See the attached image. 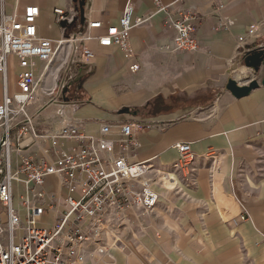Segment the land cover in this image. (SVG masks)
Listing matches in <instances>:
<instances>
[{
    "label": "crops",
    "instance_id": "1",
    "mask_svg": "<svg viewBox=\"0 0 264 264\" xmlns=\"http://www.w3.org/2000/svg\"><path fill=\"white\" fill-rule=\"evenodd\" d=\"M126 1H87L86 19L101 25L86 27L84 43L93 56L89 67L80 68L71 97L79 106H66L64 116L89 134L104 121L146 125L137 132L131 159L153 163L159 198L140 220L132 216L110 253L87 250V264H264V84L239 98L225 89L230 77L244 82L264 76V0H160L172 15L196 14L194 52L168 48L174 31L163 24L154 0H131L135 16L150 14L129 30L139 63L134 72L118 47L97 40ZM63 3L48 0L46 9ZM252 23L253 35L239 47L237 37ZM50 27H56L53 17ZM40 33L57 37L56 29ZM56 107L45 105L40 119L52 118L56 126ZM179 141L195 153L194 185L171 167ZM165 180L169 185L160 184Z\"/></svg>",
    "mask_w": 264,
    "mask_h": 264
},
{
    "label": "built area",
    "instance_id": "2",
    "mask_svg": "<svg viewBox=\"0 0 264 264\" xmlns=\"http://www.w3.org/2000/svg\"><path fill=\"white\" fill-rule=\"evenodd\" d=\"M154 2L164 13L163 24L174 31L168 48L197 51L196 14L172 15L160 0ZM65 5L51 9L62 32L50 38L39 31L40 5L0 0V264H87V250L110 253V247L124 238L122 231L132 216L140 220L158 202L153 163L131 159L139 146L137 132L146 125L104 121L97 133L89 134L64 116L66 106H79L69 90L93 56L84 43L86 27L101 25L86 19V10L81 24L75 1ZM149 16H135L127 0L117 21L97 36L99 44L118 47L133 72L139 63L129 30ZM255 29L252 23L237 37L239 47ZM10 56L16 67L14 87L9 83ZM52 103L57 105L56 126L52 118L40 119V110ZM33 104L39 106L35 113L29 111ZM173 147L178 155L172 169L194 185L191 144L179 141Z\"/></svg>",
    "mask_w": 264,
    "mask_h": 264
},
{
    "label": "water",
    "instance_id": "3",
    "mask_svg": "<svg viewBox=\"0 0 264 264\" xmlns=\"http://www.w3.org/2000/svg\"><path fill=\"white\" fill-rule=\"evenodd\" d=\"M74 1L79 9V21L81 24H83L85 20L84 6L86 0H74ZM59 24L60 26L64 27L65 21L61 20ZM260 84H264V76L260 80L256 77L248 78L244 82L237 81L235 78L230 77L226 81L225 89L228 90L234 97L239 98L247 95L252 89L258 87ZM122 111H128V108H123Z\"/></svg>",
    "mask_w": 264,
    "mask_h": 264
},
{
    "label": "rangeland",
    "instance_id": "4",
    "mask_svg": "<svg viewBox=\"0 0 264 264\" xmlns=\"http://www.w3.org/2000/svg\"><path fill=\"white\" fill-rule=\"evenodd\" d=\"M37 3L40 6H42L43 8L46 9L48 0H37ZM66 3H67V0H64L63 5H65ZM45 9L41 13V14H43V17H41L39 22H38L39 31L40 32H41V30H43V31H52L53 30L54 31V29H56L57 30V33H56L57 37L56 38H58V37H60L62 31L58 27L59 26L58 24L57 25L55 24L56 25L55 28L54 27L53 28L50 27V17H51V20H52V16L49 17V14H51V12L49 10H47V9L45 10ZM46 14H48V15H46ZM15 71H16V67H15V64H14V60H12V63L10 65V69H9V72H10L9 83L13 87H14V80H15ZM233 74H235V73H233ZM163 185L167 186V185H169V183L166 182Z\"/></svg>",
    "mask_w": 264,
    "mask_h": 264
},
{
    "label": "trees",
    "instance_id": "5",
    "mask_svg": "<svg viewBox=\"0 0 264 264\" xmlns=\"http://www.w3.org/2000/svg\"><path fill=\"white\" fill-rule=\"evenodd\" d=\"M77 90H78L77 85H76V84H73V85L71 86L70 90H69V95H70V97H72V96L75 94V92H76Z\"/></svg>",
    "mask_w": 264,
    "mask_h": 264
},
{
    "label": "bare ground",
    "instance_id": "6",
    "mask_svg": "<svg viewBox=\"0 0 264 264\" xmlns=\"http://www.w3.org/2000/svg\"><path fill=\"white\" fill-rule=\"evenodd\" d=\"M62 48V46H60V49ZM245 79V78H244ZM241 80H243V79H241ZM241 80H237V81H241ZM167 176V175H166ZM168 179V178H167ZM165 183H166V180H165Z\"/></svg>",
    "mask_w": 264,
    "mask_h": 264
}]
</instances>
